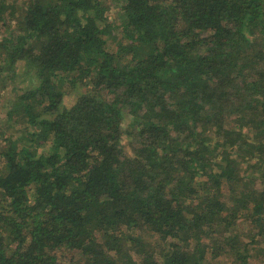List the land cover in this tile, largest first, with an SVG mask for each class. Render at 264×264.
Wrapping results in <instances>:
<instances>
[{
    "label": "trees",
    "instance_id": "1",
    "mask_svg": "<svg viewBox=\"0 0 264 264\" xmlns=\"http://www.w3.org/2000/svg\"><path fill=\"white\" fill-rule=\"evenodd\" d=\"M9 2L0 91L29 84L1 114L18 133L0 144V264H247L264 0Z\"/></svg>",
    "mask_w": 264,
    "mask_h": 264
},
{
    "label": "rangeland",
    "instance_id": "2",
    "mask_svg": "<svg viewBox=\"0 0 264 264\" xmlns=\"http://www.w3.org/2000/svg\"><path fill=\"white\" fill-rule=\"evenodd\" d=\"M11 5H15V8L18 10V8L22 7L24 5V0H11ZM113 16V15H112ZM11 23V21H10ZM7 33V32H6ZM5 33V34H6ZM4 35L3 26H1L0 23V37ZM10 88L13 89L10 91H0V120H1V114L5 110V104L4 102L7 101L10 97L15 96V93L17 92V89H19L21 86L29 84V78H26L23 81H19V78H15L14 80H10ZM13 82V83H12ZM76 96L73 94H69L65 97L64 104L67 106H71L75 102ZM13 120V119H12ZM12 120L4 119L2 117V120L0 121V144L5 143L2 136L6 133H11V137H15V134L18 132H13V128H7V125H9ZM128 123L127 120L124 122V124ZM4 135V137L6 136ZM128 139H125L124 145L126 146V149L129 151V145H128ZM131 150V148H130ZM131 152V151H130ZM257 183L255 187L258 189L261 188L259 179L255 180ZM237 232L240 233V236L242 240L246 243H248L249 246V257L247 264H264V232L261 234H258L257 229L250 223V222H241L237 227ZM223 257L220 258L216 262H212V264H238V262L232 263L231 258ZM226 259V260H225ZM220 261V262H219Z\"/></svg>",
    "mask_w": 264,
    "mask_h": 264
}]
</instances>
